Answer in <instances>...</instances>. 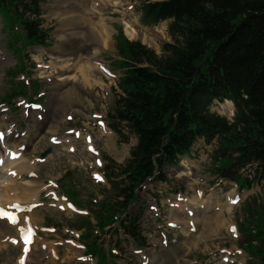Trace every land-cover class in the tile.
Here are the masks:
<instances>
[{
	"label": "rangeland",
	"instance_id": "1",
	"mask_svg": "<svg viewBox=\"0 0 264 264\" xmlns=\"http://www.w3.org/2000/svg\"><path fill=\"white\" fill-rule=\"evenodd\" d=\"M39 2L42 26L50 31L45 47L27 44L21 23L0 10V50L8 56L0 69V132H16L8 138L9 149L27 164L18 179L40 191L22 200L30 207L15 218L23 222L27 214L35 220L33 249L41 250L28 248L27 264H257L245 245L249 233L264 227L263 186L241 191L235 182L219 178L216 143L197 141L191 156L166 170L168 180H149L140 190L129 213L142 211L145 244L121 228L125 214L111 208L108 200L115 198L107 177H94L96 172L104 176L100 159L104 165L109 160L123 164L137 144L124 126L123 136L113 130L109 118L122 92V70L114 65L121 59L117 39L141 41L161 55L164 43L173 40L171 20L148 23L139 0ZM70 16L72 23L66 19ZM129 25L138 37L129 36ZM104 31L107 44H100L95 34ZM212 110L230 120L235 115V107L231 113L217 101ZM52 190L58 201L49 195ZM186 205L196 207L185 213ZM196 210L199 225L190 226ZM112 212L113 222L100 227L101 216ZM0 223V264H20L25 250L18 243L20 232L5 220Z\"/></svg>",
	"mask_w": 264,
	"mask_h": 264
},
{
	"label": "trees",
	"instance_id": "2",
	"mask_svg": "<svg viewBox=\"0 0 264 264\" xmlns=\"http://www.w3.org/2000/svg\"><path fill=\"white\" fill-rule=\"evenodd\" d=\"M139 1L148 23L171 20L173 40L159 55L141 41L117 39L122 92L109 118L113 130L123 136L124 126L137 144L123 164L109 160L105 172L115 198L108 200L111 208L125 214L121 228L145 244L143 213L130 214V208L142 186L168 180L166 170L190 156L199 139L216 142L218 177L240 190L264 189V0ZM0 10L21 23L27 44H49L39 0H0ZM227 100L235 106L233 120L212 110ZM113 213L101 216L99 226L111 224ZM246 242L264 264V227Z\"/></svg>",
	"mask_w": 264,
	"mask_h": 264
},
{
	"label": "bare ground",
	"instance_id": "3",
	"mask_svg": "<svg viewBox=\"0 0 264 264\" xmlns=\"http://www.w3.org/2000/svg\"><path fill=\"white\" fill-rule=\"evenodd\" d=\"M82 7L84 9V6H82ZM84 11L87 12L86 10H84ZM67 12H69V11H67ZM66 19H67V22H71V23H72V20H74V18L72 16H70L69 19L68 18H66ZM129 27L131 28V30L128 31L129 36L132 37V38L138 37L139 36V33L137 32V30L134 29L130 25H129ZM73 34L75 36H79L81 34V32L75 31V32H73ZM92 34H94V33H92ZM107 39H108V33L106 34L105 31L103 33H100L99 32L98 34H95V40L97 42H99L100 44L106 43L107 42ZM2 54H3V51L0 50V69L2 68V66H5V64H8V56H6V55L3 56ZM101 68L103 69L102 66H101ZM89 72L90 71H88V73ZM88 77L91 78V74ZM88 79L89 78L86 79V82H89L90 83V81H88ZM225 103H226V107H229L230 108V111L232 113L234 111V105H233V103L231 101H229V100L225 101L223 103V105H225ZM15 133L16 132H14V131L12 132V129H11V131H9V133L8 132H0V166L3 167V168L0 169V210L6 211V212H10V215L9 216H2V215H0V221H2V220L7 221L9 224H11V227H15V229L18 232H20V236H19L20 238L18 240V243L21 244L22 246H24V249H25L24 252H23V255H22V258L21 259L25 261L24 264H27L28 259H30V257H29L30 255L29 254H31V253L27 252V248L29 246L30 251L31 252L33 251L34 252L35 249H33V246L35 245V241L36 240L34 238V241L31 244H26L23 241V236H24V233L27 231L28 227H31V228L34 229L33 223L35 222L34 219H36V218L34 217L35 215L33 213H30V212H29L30 213L29 215L32 216V219L34 218L33 219L34 222H32L31 218H29V217L27 218L26 217L27 214L25 216L23 215L24 216L23 222L19 220L20 218L19 219H15V218H16V215L18 213L17 211H21V210L25 211L26 210V207H28V208L30 207V206L26 205L25 203H23L22 200H24V201L25 200H29L28 198H30V194L31 193L34 194V195L35 194L38 195V192H40V191L37 190V187H35V188L32 187L31 188L30 187V183H27V181H26V183H24L23 182L24 180L23 181H20L18 179V176L21 173L24 172L23 170H25L27 168V164H26L25 161H22L25 158H23L22 156H20L18 151H14V150H10L9 149V146H8V143H7L8 138L9 137L10 138L11 137L13 138V136H15ZM17 156L20 157V158L19 159H16ZM21 169H23V170H21ZM12 173H15V176L12 175ZM36 197L38 198V196H35V199H33V201L36 200ZM12 198H14L13 201L10 200ZM21 203H23V204H21ZM31 203H34L35 204V202H31ZM233 203H234V201L231 202L232 205H233ZM7 205H11V207L14 206L15 207V211H11V209H8ZM23 206H24L23 209H17V208L23 207ZM175 206L179 207V205H175ZM192 206L193 207H190V206L188 207L186 205V210L188 212L185 211V213L191 212L190 210H193L196 207L194 205H192ZM31 208L33 210H35L34 209V206H32ZM200 208H202V207H200ZM18 215L20 216L21 214H18ZM21 217H22V215H21ZM191 217H193V216H190V218ZM193 218L195 219L194 221L196 223L193 224V222L190 221V226H198L199 225V222H200V220H199L200 218H199V214H198V211L197 210L195 211ZM228 228L230 229L231 228V225H229ZM0 231L2 232V229H0ZM2 247L3 246H1L0 248H2ZM40 250H41V248H37L35 252L40 253ZM38 258H39V256H38ZM20 264H23V262L21 261Z\"/></svg>",
	"mask_w": 264,
	"mask_h": 264
},
{
	"label": "water",
	"instance_id": "4",
	"mask_svg": "<svg viewBox=\"0 0 264 264\" xmlns=\"http://www.w3.org/2000/svg\"><path fill=\"white\" fill-rule=\"evenodd\" d=\"M51 151H52L51 148L45 150V151L41 154V157H42V158H45L48 154H50Z\"/></svg>",
	"mask_w": 264,
	"mask_h": 264
},
{
	"label": "snow or ice",
	"instance_id": "5",
	"mask_svg": "<svg viewBox=\"0 0 264 264\" xmlns=\"http://www.w3.org/2000/svg\"><path fill=\"white\" fill-rule=\"evenodd\" d=\"M26 242H30V241H28V240L26 239Z\"/></svg>",
	"mask_w": 264,
	"mask_h": 264
}]
</instances>
